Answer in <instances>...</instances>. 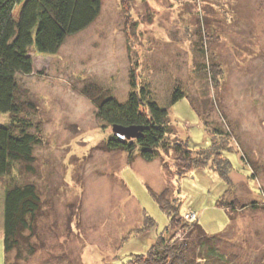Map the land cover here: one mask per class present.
<instances>
[{
  "label": "rangeland",
  "instance_id": "374dc122",
  "mask_svg": "<svg viewBox=\"0 0 264 264\" xmlns=\"http://www.w3.org/2000/svg\"><path fill=\"white\" fill-rule=\"evenodd\" d=\"M29 55L34 71L18 79L36 109L23 117L41 143L35 172L17 178L36 183L44 213L42 245L26 264H127L147 257L169 223L150 189L166 187L169 199H182V209L200 213L199 223L217 234L212 241L229 255L227 263L264 264V0H103L96 21L57 53L31 49ZM132 68L168 108L172 145L188 142L198 151L211 139L207 126L232 130L229 200L236 198L238 208L230 215L218 205L228 184L212 169L180 178L173 150L147 161L104 147L112 127L98 119L82 90L124 101ZM176 87L190 98L170 106ZM9 121L0 114V125ZM11 180L0 178V215ZM194 212L178 218L185 224ZM146 216L155 225L145 230ZM188 232L182 226L172 236L191 242Z\"/></svg>",
  "mask_w": 264,
  "mask_h": 264
},
{
  "label": "trees",
  "instance_id": "16d2710c",
  "mask_svg": "<svg viewBox=\"0 0 264 264\" xmlns=\"http://www.w3.org/2000/svg\"><path fill=\"white\" fill-rule=\"evenodd\" d=\"M102 6L103 0H0V114L10 117L8 124L0 125V178L12 176L14 179L4 191V208L0 215L4 264H26L42 245L39 235V221L44 213L41 193L36 183L22 182L17 178L24 171L35 172V147L41 143L39 135L31 131L33 122L23 117L35 110L36 106L22 91L19 75H30L34 71V63L29 55L31 49L48 55L57 53L68 37L84 31L96 21ZM129 85L128 97L124 101L109 93L95 95L87 87L82 90L96 106V116L101 122L111 127L115 124L143 127L139 138L126 139L113 134L104 147L107 150L126 151L130 160H134L137 154L147 161L158 159L161 150H173L182 174L180 178L196 169H212L228 184L218 205L229 215L237 210L236 198L229 200V188L233 185L231 172L234 169L228 157L229 153L234 152L228 145L232 130L229 128L223 133L217 127L211 130L207 126L211 139L207 147L198 151L192 150L188 142L177 141L172 145L168 141V108L159 105L148 83L140 81L133 68L129 73ZM184 97L190 98L188 93L176 87L169 105ZM194 102L191 103L200 114V107L195 108ZM168 192L167 187L162 192L150 189L159 207L167 214L169 223L158 235L147 257V254L144 258L141 255V260L134 261L133 256L127 264L137 261H141L140 264H207L210 261L229 264V255L222 253L219 245L212 241L217 234L210 235L199 223L200 213L192 208L182 209V199L179 202L169 199ZM178 194L181 195L179 188ZM184 212H194L193 216L196 217L189 218L184 224L179 219ZM147 221L145 230L155 225L153 218L148 217ZM182 226H189L191 242L185 240L179 243L180 239L172 236Z\"/></svg>",
  "mask_w": 264,
  "mask_h": 264
},
{
  "label": "water",
  "instance_id": "95a60500",
  "mask_svg": "<svg viewBox=\"0 0 264 264\" xmlns=\"http://www.w3.org/2000/svg\"><path fill=\"white\" fill-rule=\"evenodd\" d=\"M142 130V126H122L117 124L112 126V131L115 135L126 139L139 138L141 136Z\"/></svg>",
  "mask_w": 264,
  "mask_h": 264
}]
</instances>
